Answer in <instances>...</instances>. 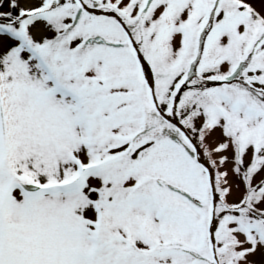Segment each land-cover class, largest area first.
<instances>
[{
    "label": "snow or ice",
    "instance_id": "snow-or-ice-1",
    "mask_svg": "<svg viewBox=\"0 0 264 264\" xmlns=\"http://www.w3.org/2000/svg\"><path fill=\"white\" fill-rule=\"evenodd\" d=\"M0 264H264V0H0Z\"/></svg>",
    "mask_w": 264,
    "mask_h": 264
}]
</instances>
